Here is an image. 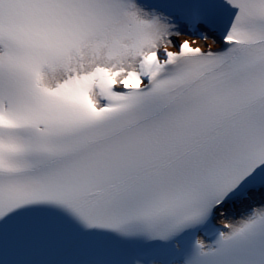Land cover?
Segmentation results:
<instances>
[{
    "label": "snow or ice",
    "instance_id": "obj_1",
    "mask_svg": "<svg viewBox=\"0 0 264 264\" xmlns=\"http://www.w3.org/2000/svg\"><path fill=\"white\" fill-rule=\"evenodd\" d=\"M0 264H264V0H0Z\"/></svg>",
    "mask_w": 264,
    "mask_h": 264
}]
</instances>
